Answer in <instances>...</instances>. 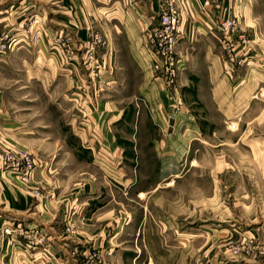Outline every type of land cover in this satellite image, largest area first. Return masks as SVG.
<instances>
[{
    "label": "rangeland",
    "instance_id": "1",
    "mask_svg": "<svg viewBox=\"0 0 264 264\" xmlns=\"http://www.w3.org/2000/svg\"><path fill=\"white\" fill-rule=\"evenodd\" d=\"M119 1L128 12L137 0ZM187 1L162 0L145 31L152 60L140 69L103 24L80 36L68 0H0V264L49 249L38 204L61 212L71 244L60 263L264 264V0L245 11L202 0L214 26L199 33L193 23L189 39ZM169 3L178 18L172 67L151 41ZM189 123L200 131L188 136V154L170 156ZM113 144L122 169L105 172L102 152ZM85 181L100 195L87 211L119 202L103 237L119 247L112 262L77 243L84 220L67 196Z\"/></svg>",
    "mask_w": 264,
    "mask_h": 264
},
{
    "label": "crops",
    "instance_id": "2",
    "mask_svg": "<svg viewBox=\"0 0 264 264\" xmlns=\"http://www.w3.org/2000/svg\"><path fill=\"white\" fill-rule=\"evenodd\" d=\"M161 2L162 0H137L134 4H132V8H130L128 12L123 9V4L120 3L119 0H104V3L98 0H68L67 7L69 19L71 17L74 18V27L80 28L82 30V32L79 33L80 36L85 34L83 31L89 25L92 26V24H96V26L101 27L103 24L109 32L108 35L111 34V39L109 38L111 44H117L118 41L115 39L117 37H122V42L125 41V43L130 45V57H127V60L131 61L133 66L137 65L140 69H145L148 65H150V60H152L144 46L146 43L145 31L152 26L153 21L156 18V14L159 11ZM187 2L191 5L192 16L195 17L191 18L188 15L184 17L183 27L188 29L187 36H189L190 28L192 27L193 23L195 24L193 27L198 29L199 33H202V31H205L206 29H209V31L213 29L214 13L212 12L209 17H203L200 15L199 9L202 7L201 4L203 1L188 0ZM212 2V9H214V6L216 7L217 4L219 6L221 5L220 0H212ZM222 2L225 4V6H233L235 10L237 7H243V11H245V6H253L252 0H223ZM216 8L219 9L218 6ZM187 38L189 39L190 36ZM111 54L112 53H109L107 55V60L109 63L113 56ZM215 68L217 74H219V71H217V66ZM212 69L213 67L211 70ZM209 77L208 80L211 81ZM228 107L234 108V103ZM185 127V130H182L179 134L174 136L173 148L169 152L170 156L174 157L187 155L191 143L196 139L194 137L190 138L188 136L193 133L197 134L198 131H200L199 128L194 125V123H189L188 125L186 124ZM102 154L109 162L106 165L107 169L101 167L103 170H105V172L112 171L113 169H122L121 165L116 162H118V158L123 154V149H119L116 144H113L109 150L102 152ZM110 192L113 193V188H110ZM95 194H97V192L92 189L91 181L86 182L83 185H77L74 187L71 193H68V200H70L71 205L74 207V218H83L84 220V224L82 225V231L84 234V237L82 238L84 240L81 238L77 243L80 248L82 247V249H84V251L88 250V247L103 249L102 252L105 253L103 255L104 260L107 262H112L113 260L109 257L113 255V253L116 252L117 248L119 247L116 245L114 248H106L105 246H108V242H110L109 240L111 239L109 238L106 244V241L103 239V237H105V235L111 234L110 221L118 219L116 214H114L115 209L112 207L113 205L119 204V202L114 196V199L110 198L106 204L97 207L93 212H89L86 209H88V207L93 203V200L100 197V195L97 196ZM143 196L144 194L141 195V197ZM38 208L41 210L40 219L50 222L48 225L44 224L46 230H43L47 231L48 235L50 236L51 243L48 246V250L44 249V251L33 252L30 254L28 252L23 253L26 260L25 264H68L71 258H67L65 262L61 263L58 261L61 260L62 256L65 255L68 257V255H70L69 249L66 248L67 246L70 247L69 244H71V242H66L65 237H63V234L60 233V229L57 226L58 220L62 221L61 212L59 209H56L55 205L50 207L49 204H38ZM78 211L81 212L78 213ZM97 221L105 222V228L97 229L95 224ZM94 236L98 237L96 238V241L93 242L92 237ZM8 246L10 245L8 244ZM50 250L56 256L53 257V261L51 260L49 262L47 261L49 258H45V253L48 251L50 252ZM72 260L75 261V259Z\"/></svg>",
    "mask_w": 264,
    "mask_h": 264
},
{
    "label": "built area",
    "instance_id": "3",
    "mask_svg": "<svg viewBox=\"0 0 264 264\" xmlns=\"http://www.w3.org/2000/svg\"><path fill=\"white\" fill-rule=\"evenodd\" d=\"M178 22L177 12L172 4H164L161 10V29H154V34L151 35L152 43L157 48L155 51V55L158 58L165 59V62L171 67L174 65V58L172 56L173 46L177 40V37L174 36V32L176 29V25ZM157 36L158 42L155 41L153 36ZM94 50V46L92 47ZM155 58V62L157 58ZM170 70V69H169ZM170 74L174 75V70H170ZM8 234L12 232L10 230H6ZM21 235L24 233L21 232ZM44 241V237L41 235L40 243Z\"/></svg>",
    "mask_w": 264,
    "mask_h": 264
}]
</instances>
